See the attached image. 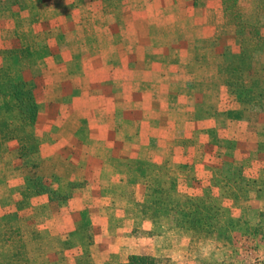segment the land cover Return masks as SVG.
Returning a JSON list of instances; mask_svg holds the SVG:
<instances>
[{
	"label": "rangeland",
	"instance_id": "obj_1",
	"mask_svg": "<svg viewBox=\"0 0 264 264\" xmlns=\"http://www.w3.org/2000/svg\"><path fill=\"white\" fill-rule=\"evenodd\" d=\"M144 1L0 0V264H123L131 254L157 264H264V0H163L169 20L175 5L192 12L196 25L184 19L182 34L199 38L181 44L183 54L215 61L216 82L202 80L220 103L199 106L195 139L161 161L121 141L110 149L112 128L128 131L127 105L117 104L125 117L107 116L104 135H92L99 123L90 120L101 92L91 84L104 80L87 41L93 52L109 43L107 18L141 16ZM176 25L161 30L177 39ZM15 94L18 110H1ZM172 136L137 139L153 146ZM202 197L218 215L194 223L189 212ZM109 207L120 216L109 227L113 252L96 242L113 221L100 212ZM155 236L166 253L128 246Z\"/></svg>",
	"mask_w": 264,
	"mask_h": 264
},
{
	"label": "crops",
	"instance_id": "obj_2",
	"mask_svg": "<svg viewBox=\"0 0 264 264\" xmlns=\"http://www.w3.org/2000/svg\"><path fill=\"white\" fill-rule=\"evenodd\" d=\"M162 2L163 0L144 1L141 16L140 14L133 15L125 20L123 18L122 21L116 20L115 22L112 16L108 17V22L115 23L110 35H107V37H111L110 42L102 44L99 48L96 47L95 52H93L94 45L91 49V43L87 41L90 54L97 55L99 60V63L95 65V75L100 72L101 79L104 80L101 82L104 87L100 89L99 82L91 84V88L98 92L101 90L93 100V104H90V108L93 110L90 120L99 123L98 129L94 130L92 135H104L101 128L106 126L104 121L107 116L112 120L125 117L124 112L117 104H121L122 107L127 105L129 107L127 118L131 121L128 131L122 129L117 131L116 128H112V136H115V140H112L110 149H113V152L118 150V143L121 141L125 149L136 151L146 160H149L153 154H159L160 161L163 158L167 159L169 151H175L178 147L184 146L186 142L195 139L201 125L199 122L205 117L201 116L206 114L200 113L199 106L201 108L204 105H212V108L216 110L217 104L220 103V101L216 103V89L212 88L213 86L209 88V84L202 80V77H208L216 82L215 61L198 60L199 57L192 48L186 49V55L183 54V43L199 38L198 35L182 34L184 19L188 24L196 25L192 12L190 13L189 7L179 3L180 5H175V18L169 20L168 11L160 10L164 8ZM137 6L141 7L139 3ZM184 7H187V15L183 13ZM171 21L179 24V27L176 25V29L180 31L177 39L168 38L167 34L161 30L165 24ZM122 23H128L129 26L126 27L131 32H124L123 26H120ZM79 40L82 39L79 38ZM179 48L181 49L178 50ZM125 57L128 58L126 64L123 63ZM108 89L111 92L112 113L109 112V101L105 96L107 93L105 91ZM207 109L210 110L208 107ZM210 112L208 111L207 114ZM151 121H158V124L141 128L143 123ZM171 133L177 137L162 139L153 146L144 140L137 139V136L141 135L167 137ZM120 136L124 140L120 139ZM101 141L106 143L104 138ZM195 146L193 144L190 147L196 149ZM112 210L115 209L109 207L100 211L103 218L111 216L113 221L106 226L107 228L103 236L99 237V241H96L99 242L100 248L102 247L108 252L116 250L113 243L115 236L110 233L109 227H116L117 220L120 218L119 214ZM126 218L123 216L125 221ZM157 239L160 237L155 236L153 243L149 241L144 244L142 243L145 240L144 237H139L132 244L129 242L128 246H134L132 249L142 253L154 255L166 253L168 248L155 247ZM148 245L150 246L147 248ZM156 248L159 249L158 252ZM120 253L123 254L122 256L125 255L122 251Z\"/></svg>",
	"mask_w": 264,
	"mask_h": 264
},
{
	"label": "trees",
	"instance_id": "obj_3",
	"mask_svg": "<svg viewBox=\"0 0 264 264\" xmlns=\"http://www.w3.org/2000/svg\"><path fill=\"white\" fill-rule=\"evenodd\" d=\"M0 89H3L1 84H0ZM17 95L15 94L14 100L10 102H4L3 105L1 106L2 107L1 110L7 111V112L17 111L18 108L21 106V103L19 102ZM29 97L32 99V101L34 100L32 93L29 94ZM35 112H36V108L31 112V114H35ZM28 113H29V110H28ZM211 208L212 206H211L209 198L202 197L198 199L196 203L193 204V210L189 212V214H192V216L190 217V220L193 221L194 223L195 222L205 223L207 221H210L211 217L218 215V213L211 210ZM158 261L160 260L152 256H149V255L131 254L128 257V260L123 264H157Z\"/></svg>",
	"mask_w": 264,
	"mask_h": 264
}]
</instances>
